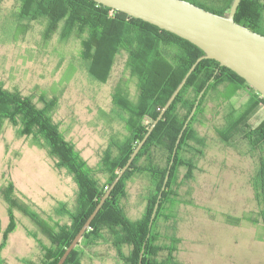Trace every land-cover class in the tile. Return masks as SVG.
I'll return each mask as SVG.
<instances>
[{
  "label": "trees",
  "instance_id": "1",
  "mask_svg": "<svg viewBox=\"0 0 264 264\" xmlns=\"http://www.w3.org/2000/svg\"><path fill=\"white\" fill-rule=\"evenodd\" d=\"M187 1L221 15L232 2ZM16 15L20 21L43 25V41L57 31L63 40L79 39L80 58L95 80L104 82L117 57L124 56L125 70L136 88L134 100L122 91L112 93L111 103L122 131L110 135L93 168L53 120L55 100L38 106L29 95L4 87L0 81V131L3 123L9 121L18 134L33 136L57 159V166L73 176L78 186L75 209L62 206L58 211L67 215V222L47 220L32 210L9 180L0 187L8 208L27 216L47 238L39 264H56L203 51L176 34L93 0H18ZM234 20L264 35V1L241 0ZM21 23L18 24L21 29L27 26ZM202 89L196 110L172 157L177 136ZM209 102H215L212 109ZM263 108L264 97L242 77L214 59L200 60L63 264L106 259H112L113 264H139L140 256V264H187L180 257L184 248L180 236L184 219L181 207L192 203L184 198L197 183L195 176L203 170L200 163L215 138L228 144L233 137L240 136L261 153L250 179L259 208L255 216L246 220L255 224L260 220L264 229V116L255 126L250 124L251 117ZM171 159L169 178L149 225ZM134 182L140 183L137 204L129 200V186ZM222 216L226 223L242 222L240 217L224 213ZM13 228L11 221L7 231ZM100 245L113 252L95 250ZM100 252L105 256L98 257ZM0 264L5 261L0 259ZM25 264L34 263L25 261Z\"/></svg>",
  "mask_w": 264,
  "mask_h": 264
},
{
  "label": "rangeland",
  "instance_id": "2",
  "mask_svg": "<svg viewBox=\"0 0 264 264\" xmlns=\"http://www.w3.org/2000/svg\"><path fill=\"white\" fill-rule=\"evenodd\" d=\"M17 8L18 0L0 1V81L4 87L29 95L38 106L55 100L53 120L94 168L110 135L122 131L111 103L112 93L122 91L133 100L136 97L134 80L124 67L125 57H117L104 82L95 80L80 58L79 39L63 40L57 31L43 41V25L20 21ZM20 22L27 26L21 29ZM214 105L209 102V108ZM263 116L264 108L251 117L250 124L255 126ZM206 153L200 163L203 170L195 176L197 183L184 198L192 203L181 207L180 236L186 246L180 253L182 261L264 264L262 223L246 220L259 208L250 179L261 153L240 136L228 144L215 138ZM7 180L31 209L47 220L67 222V215L58 211L62 206L69 210L77 206L78 186L73 176L58 167L57 159L33 136L18 134L9 121L0 131V187ZM129 191L130 202L137 204L140 183H131ZM223 213L240 217L242 222L226 223ZM11 221L14 228L7 231ZM46 244L48 240L37 225L19 210H10L0 195V259L5 264H39ZM95 250L113 252L104 245ZM85 262L113 264L112 259Z\"/></svg>",
  "mask_w": 264,
  "mask_h": 264
},
{
  "label": "water",
  "instance_id": "3",
  "mask_svg": "<svg viewBox=\"0 0 264 264\" xmlns=\"http://www.w3.org/2000/svg\"><path fill=\"white\" fill-rule=\"evenodd\" d=\"M93 1L176 34L199 47L203 51V55L199 56L185 73L184 77L174 89L157 117L149 125L146 133L134 147L125 164L99 198L93 211L87 217L69 245L65 248L56 264H63L71 250L79 242L83 233L90 226L91 221L96 216L105 200L109 197L110 192L121 179L124 172L128 169L158 120L162 118L164 112L174 100L181 87L185 84L187 77L200 60L204 58L216 60L221 66L229 68L242 77L251 87L264 97V35L243 26L234 20L235 12L241 0H232L228 11L224 15L211 12L187 0ZM203 91L204 89L200 91L190 113L182 125L175 141L172 157L175 154L183 130L187 127L188 122L196 110ZM172 162L173 159H171L165 173L160 192L151 213L149 225H151L156 214L162 191L166 187ZM140 263L141 256L139 259V264Z\"/></svg>",
  "mask_w": 264,
  "mask_h": 264
},
{
  "label": "crops",
  "instance_id": "4",
  "mask_svg": "<svg viewBox=\"0 0 264 264\" xmlns=\"http://www.w3.org/2000/svg\"><path fill=\"white\" fill-rule=\"evenodd\" d=\"M184 247H186L185 244H184Z\"/></svg>",
  "mask_w": 264,
  "mask_h": 264
}]
</instances>
